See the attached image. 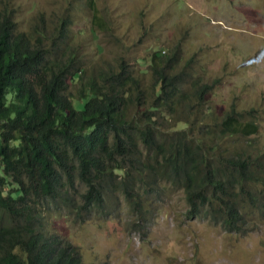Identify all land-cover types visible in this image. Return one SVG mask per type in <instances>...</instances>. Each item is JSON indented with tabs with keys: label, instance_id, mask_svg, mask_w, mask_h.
Instances as JSON below:
<instances>
[{
	"label": "trees",
	"instance_id": "1",
	"mask_svg": "<svg viewBox=\"0 0 264 264\" xmlns=\"http://www.w3.org/2000/svg\"><path fill=\"white\" fill-rule=\"evenodd\" d=\"M71 25L27 32L0 9V264H86L56 219L86 224L127 204L128 224L147 231L177 190L191 218L249 232L248 210L264 212L253 115L218 109L221 80L176 47H155L148 84L125 58L90 70Z\"/></svg>",
	"mask_w": 264,
	"mask_h": 264
},
{
	"label": "rangeland",
	"instance_id": "2",
	"mask_svg": "<svg viewBox=\"0 0 264 264\" xmlns=\"http://www.w3.org/2000/svg\"><path fill=\"white\" fill-rule=\"evenodd\" d=\"M93 1L104 29L93 22L90 0H0V9L7 6L27 32L36 24L53 31L69 16L72 43L90 70L125 58L147 84L156 46L178 48L181 63L194 56L205 80H221L212 103L250 112L260 131L249 139L264 151V0ZM166 198L147 231L128 224L127 204L118 217L81 225L60 218L55 228L86 264H264V212L250 208L251 229L242 234L205 216L191 218L181 190Z\"/></svg>",
	"mask_w": 264,
	"mask_h": 264
}]
</instances>
